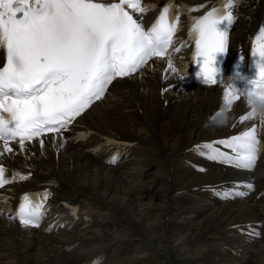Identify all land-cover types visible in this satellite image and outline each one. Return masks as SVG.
<instances>
[{"label": "bare ground", "instance_id": "obj_1", "mask_svg": "<svg viewBox=\"0 0 264 264\" xmlns=\"http://www.w3.org/2000/svg\"><path fill=\"white\" fill-rule=\"evenodd\" d=\"M67 1L83 3L82 0ZM88 1L109 3L117 0ZM138 4L140 9L122 6L135 13L134 21L142 25L154 20L166 5H176V43L166 60H152L137 74L113 82L102 100L71 122L66 142L55 136L54 150H45L44 154L30 160L27 169L32 170L29 173L27 170L22 174H18L19 169L14 171L17 174L14 185L27 173L31 180L0 193V264L89 262L85 261L90 256L88 251L77 252L75 249L80 244L72 245L66 239V227L29 232L12 222L11 214L18 205L19 195L32 194L40 203V191L47 188L54 192V206L62 200L79 205L78 217L84 220L85 231L97 228L96 231L103 230L105 237L112 238L113 233L108 230L124 224L127 232L155 247V262L214 264L224 259L228 264H264V230L261 233L257 229L252 234L251 230L258 224L252 223L248 216H256L251 213L257 211L253 208L248 209L250 213L244 212L253 202H211L204 196L209 194L208 188L200 192L194 187L221 180V173L213 170L212 165L207 172L199 174L179 165V152L183 147L220 135L236 115L248 109L241 99L235 102L231 112L203 126L205 115L210 108L216 107L224 88L219 85L185 86L190 80L188 67L199 24L215 2L139 0ZM48 10H52L51 4ZM263 17L264 14L253 20L246 10L241 11L232 30V41L235 44L248 42L251 31ZM4 52L5 30L0 24V63ZM1 152L0 162L9 168H12L11 162L20 161L14 151L2 149ZM261 176L264 177V172ZM50 183L52 188L46 185ZM200 197L203 202L198 204ZM89 201L95 203V211L87 208L85 203ZM178 208L184 211H177ZM191 208L206 216L196 215L193 221H188ZM43 210L41 205L40 212ZM225 228L229 233L241 228L246 237L227 235ZM122 239L118 237L116 241ZM197 239L196 256H183L181 250L193 247L192 251L191 242ZM176 240L180 242L175 244ZM112 248L108 245L109 250ZM38 250L42 251L38 254ZM89 251L95 252L96 248ZM153 259L150 255L140 261L154 262Z\"/></svg>", "mask_w": 264, "mask_h": 264}, {"label": "rangeland", "instance_id": "obj_2", "mask_svg": "<svg viewBox=\"0 0 264 264\" xmlns=\"http://www.w3.org/2000/svg\"><path fill=\"white\" fill-rule=\"evenodd\" d=\"M139 182V181H138ZM182 182H186V181H182ZM214 184H216V183H214ZM178 188H182V187H180V186H178ZM135 202H136V200H135ZM213 212V211H212ZM212 212H210V213H212ZM206 216V214L204 215V217ZM203 217V218H204ZM202 218V219H203ZM201 219V220H202ZM196 224V223H195ZM224 231H226V228L225 229H223ZM227 232V231H226ZM228 234H229V232H227ZM198 240L199 239H197V240H193L192 242H191V245L192 246H194V249L197 251L198 249H197V247H195V246H197V245H199V242H198ZM198 243V244H197ZM193 248V247H192ZM191 247L190 248H186L187 250H191L192 249ZM185 250V249H184ZM42 251V250H41ZM41 251H39L38 252V254L41 252ZM195 252V251H194ZM154 253V252H153ZM151 254L152 256H153V261L155 260V256H154V254ZM191 254V252H189L188 253V256ZM98 255H100V254H98ZM182 255H183V253H182ZM183 256H185V255H183ZM189 257H193V256H189ZM101 258H102V261H104V260H106V258L104 257V256H101ZM105 258V259H104ZM104 259V260H103ZM141 259V258H140ZM140 259H137L135 256L132 258V260H133V262H141L140 261ZM223 261V262H222ZM225 260H221V262H215L214 264H228V262H224ZM126 263V262H125ZM100 264H102V262H100ZM141 264V263H140ZM143 264H160V263H149V262H145V263H143ZM201 264H206V262H201ZM242 264H245V262H243Z\"/></svg>", "mask_w": 264, "mask_h": 264}]
</instances>
